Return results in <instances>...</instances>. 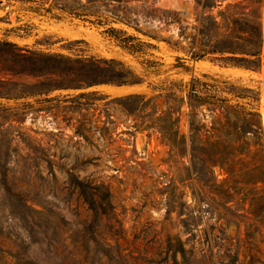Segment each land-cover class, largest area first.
I'll return each mask as SVG.
<instances>
[{
  "label": "rangeland",
  "instance_id": "374dc122",
  "mask_svg": "<svg viewBox=\"0 0 264 264\" xmlns=\"http://www.w3.org/2000/svg\"><path fill=\"white\" fill-rule=\"evenodd\" d=\"M237 1H64L67 9L98 11L78 18L57 10V19L26 9L30 3L0 0V42L71 57L116 59L143 78L134 85L83 89L67 87L71 81L66 79L65 88L15 99L17 84L30 88L38 80L58 79L35 77L41 67L14 58L19 51L0 46V264L229 261L215 240L234 236L236 227L212 233L216 218L207 203L196 206L192 193L205 183L213 186L214 177L224 182L228 174L219 166L213 174L207 172L190 154L173 156L158 132L148 136L149 131L135 127L152 110H137L140 99L124 98H153L155 118L165 117L177 106L165 97L170 87L177 90L193 77L209 75L254 89L263 110L264 63L260 69H245L212 61L213 55L196 60L188 51L193 38H201L208 17ZM110 9L129 24L110 17ZM110 27L135 37L134 53L119 45L117 38L124 36H112ZM182 111L180 133L189 138L187 104ZM183 202L187 205L182 208H168L169 203ZM186 208L193 209L197 224L189 262L169 249L177 238L185 242L190 236ZM206 235L210 247L203 250ZM260 239L257 235L258 243Z\"/></svg>",
  "mask_w": 264,
  "mask_h": 264
},
{
  "label": "trees",
  "instance_id": "16d2710c",
  "mask_svg": "<svg viewBox=\"0 0 264 264\" xmlns=\"http://www.w3.org/2000/svg\"><path fill=\"white\" fill-rule=\"evenodd\" d=\"M64 1L80 4V0H7L10 4L30 3L24 7L36 13H48L57 19H60V14L55 12L57 10L78 18L83 15H96L98 11L83 6L80 7L84 11L82 14L78 12L80 8H65L61 4ZM101 1L122 2L86 0V3ZM263 7L264 0H239L228 4L224 10L208 17V22L202 24V36L199 40L193 38L188 47L189 53L196 60L213 55L212 61L225 65L260 69L264 63ZM108 14L115 20L129 24L125 18H119L115 9H110ZM98 24L107 23L99 20ZM107 31L116 38L117 34L124 36L117 38L119 45L134 53L131 44L134 36L114 27L107 28ZM0 46L19 51L14 58H21L24 62L41 67L40 74L34 75L35 77L47 80L56 76L58 79V82L50 80L48 83L38 80L30 88L29 85L17 84L13 94L15 99L65 88L63 81L66 79L71 81V85L67 87L73 89L99 84L122 86L143 82L138 73L116 59L71 57L61 53L25 50L10 41L0 42ZM165 97L177 102V106L172 108L168 116L156 118L153 98L129 95L124 101L140 99L137 110H152L135 127L149 131L148 136H151V132H158L161 141L169 146L173 156L190 154L203 165V169L212 174V169L216 166L226 171L228 178L224 182H218L214 177L213 186L205 183L198 190H193V202L199 208L203 203L208 204L216 218V223L211 228L212 233L215 230L226 231L231 226L236 227L234 236H219L218 241L215 240L218 248L226 249L229 259L226 264H264V109L262 110L258 93L229 80L204 75L203 78L193 77L186 85L181 83L177 90L170 87ZM184 104L188 105L189 138L180 133ZM175 114L177 116L173 118ZM175 205L169 203V210L182 208L187 202ZM186 216L184 224L190 236L185 242L177 238L174 245H169V249L174 253L180 252L182 258L189 262L187 254L193 252L197 224L193 218V209L186 208ZM242 228L246 230L244 235ZM257 235L261 236L259 243L263 247H260ZM205 238L203 250L210 247L209 235ZM186 243L190 245V249H186Z\"/></svg>",
  "mask_w": 264,
  "mask_h": 264
}]
</instances>
